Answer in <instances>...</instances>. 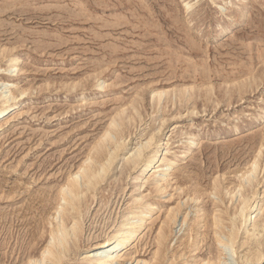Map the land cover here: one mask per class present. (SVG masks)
<instances>
[{
	"label": "rangeland",
	"instance_id": "374dc122",
	"mask_svg": "<svg viewBox=\"0 0 264 264\" xmlns=\"http://www.w3.org/2000/svg\"><path fill=\"white\" fill-rule=\"evenodd\" d=\"M13 55L16 67L3 72ZM1 83L6 86H0V104L11 94L16 104L0 117V264H20L41 246L39 240L29 247L38 234L41 204L50 206L47 199L119 115L125 134L117 167L101 182L83 217L76 258L61 264H79L78 255L84 256L90 242L106 238L135 196H144L156 209L137 240L120 253H130L129 262L150 259L165 212L179 200L175 181L185 190L211 187L219 177L230 189L258 151V193L246 227L259 217L264 0H0ZM158 91L166 94L158 98ZM151 135L150 149L162 143L156 165L165 167L163 158L177 156L166 191L153 190L160 179L155 169L142 179L135 178L137 168L131 169L114 183L121 158ZM237 190L232 199L223 192L222 207L236 205ZM207 192L197 200L200 213L210 212L212 198H218ZM188 204L172 225L166 249L171 259L192 224L195 202ZM148 208L141 204L130 211ZM211 237L179 260L193 264L207 255ZM230 253L223 248L227 263L237 264Z\"/></svg>",
	"mask_w": 264,
	"mask_h": 264
},
{
	"label": "bare ground",
	"instance_id": "6f19581e",
	"mask_svg": "<svg viewBox=\"0 0 264 264\" xmlns=\"http://www.w3.org/2000/svg\"><path fill=\"white\" fill-rule=\"evenodd\" d=\"M17 61L18 57L13 55L9 59L10 63L7 64L8 69H3V72H11L9 67H16ZM0 86H6V84L1 83ZM22 93L23 91H19L20 95ZM163 94H166V92L158 91L155 93L158 98ZM14 104H16V96L14 94H11L9 98H4L0 104V117L10 114ZM132 108L135 109L137 116H140L136 108L134 106ZM128 117L129 120L135 119L131 115ZM123 125L124 118L120 115L119 119L112 117L105 131L93 143L86 158L78 168L67 176L54 195L52 194L50 198H46L50 206L45 209L47 204H41L42 210L38 213L40 218L36 222L38 234L30 242L29 247H32L34 243L38 244L39 240L43 241V243L39 248L28 251L23 259L24 261L20 264H61L64 260L70 261L76 258L77 249L80 247L83 236V217L90 209V204L93 203L92 201L101 182L107 179L112 168L115 169L117 167L116 164L114 165L115 160L124 149V142H120L125 134L123 128H121ZM113 134L115 136H112ZM153 140L154 136L151 135L121 158L122 165L116 171L114 183L119 182L120 178L131 169L137 168L135 178L139 179L146 177L151 170L155 169L156 171L154 172L159 174L160 179L154 181L153 190L160 193L166 191L170 184L168 177L174 175L172 168L177 163V156L170 160L163 158L162 162H166L165 167L156 165L161 157L162 143H156V148L150 149L153 145ZM189 144L193 145L194 142ZM259 156L258 151L255 158H253L254 160H252L250 165H247L248 168L240 172L239 178L242 179L238 180L239 183L237 182L230 189L225 187L226 184L223 186L219 177L214 178L212 184L209 183L211 187L208 185V187L203 188L194 185V187L185 190L181 184L178 185V181H175V185L178 186L179 190L177 192L179 200L174 208L165 212L154 237L155 250L152 252L150 259H137L135 262H129L130 258L127 257H129L130 253H127L126 257L120 253L122 249H127L137 240V237L146 228V221L153 218V212L156 209V207L144 201V196H135L127 207L128 209L122 213L120 220L109 231L106 238L90 242L86 253L83 254L84 256L80 257L81 255H78L79 264H184L185 262H182L179 258L187 253L191 254V252L202 249L200 244L202 245L211 235L212 244L208 246L207 255L199 258L198 261H193V264H228L227 260H225L226 258L223 257V248L229 249V252L231 251L230 256L233 257L235 255L233 258L234 261L238 262L237 264H264V203L259 206V217L256 218L257 215H255L253 221L249 224L251 228L246 227L247 221L255 211L251 208L255 200L251 203V199H255L258 193L255 189L258 181L255 183L254 179L257 178L256 175L258 174L257 170L259 169L261 157ZM235 188H238L236 192L239 193L236 205L230 206L231 208L222 207L224 205V197L228 194L230 196L229 199H232ZM207 190H210V193L207 192L209 195L213 193L218 198H212L213 207L211 211L209 210L210 212L202 210L203 212L200 213L201 209L197 200ZM223 192H225V196H223ZM182 194L186 196V202L181 203ZM40 198V202H44L45 197L40 196ZM189 201L195 202L193 205L194 217L192 224L187 233L184 236L182 235L183 239L182 237L180 238L178 246L182 247H178V250L174 249L175 252L172 253L173 259H171L170 255H168V250L166 254V249H168L169 236L173 233L172 225L176 223L179 213H185L183 206L189 205ZM141 204H148L149 208L138 212L130 211ZM32 208L35 209V206L30 205L28 209ZM44 214H46L45 217L43 216ZM21 217H25V214H22ZM185 217L182 221L186 220ZM201 228H203V231L198 235ZM211 239L209 240L211 241ZM239 248L243 249L237 252Z\"/></svg>",
	"mask_w": 264,
	"mask_h": 264
}]
</instances>
